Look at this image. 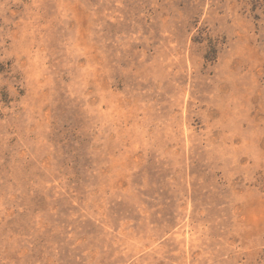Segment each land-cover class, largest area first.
<instances>
[{
    "label": "rangeland",
    "instance_id": "rangeland-1",
    "mask_svg": "<svg viewBox=\"0 0 264 264\" xmlns=\"http://www.w3.org/2000/svg\"><path fill=\"white\" fill-rule=\"evenodd\" d=\"M0 264H264V0H0Z\"/></svg>",
    "mask_w": 264,
    "mask_h": 264
}]
</instances>
